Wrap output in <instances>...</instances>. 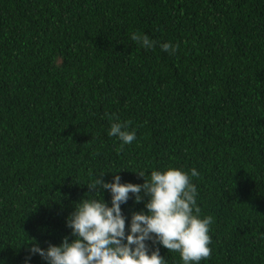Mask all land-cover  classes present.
Instances as JSON below:
<instances>
[{
  "label": "trees",
  "instance_id": "16d2710c",
  "mask_svg": "<svg viewBox=\"0 0 264 264\" xmlns=\"http://www.w3.org/2000/svg\"><path fill=\"white\" fill-rule=\"evenodd\" d=\"M128 121L118 151L108 131ZM169 167L199 173L214 220L200 264H264V0H0V264H47L33 243L71 242L94 177L142 185ZM129 196L128 226L148 202Z\"/></svg>",
  "mask_w": 264,
  "mask_h": 264
},
{
  "label": "clouds",
  "instance_id": "9594fccd",
  "mask_svg": "<svg viewBox=\"0 0 264 264\" xmlns=\"http://www.w3.org/2000/svg\"><path fill=\"white\" fill-rule=\"evenodd\" d=\"M130 38L144 49L156 46V41L139 32L131 33ZM161 49L174 55L179 44L164 43ZM130 124L111 123L108 135L121 141L118 151L136 139L135 131L128 130ZM190 173L169 167L151 171L148 180L144 172L135 173L144 178L142 185L122 184L118 174L112 183L104 182L105 174L99 179L96 176L86 185L91 198L84 197L75 204L67 220L74 239L69 242L64 238L60 246L49 245L47 250L33 243L30 253L38 254L47 264H166L159 249L150 252L146 242L152 241L178 253L182 264H200L212 255L209 232L214 220L211 216L201 218L197 188L191 181L199 173L195 168ZM103 190L111 193V207L100 195ZM129 194L135 196L137 204L148 197L146 213H133L130 226L121 211Z\"/></svg>",
  "mask_w": 264,
  "mask_h": 264
}]
</instances>
